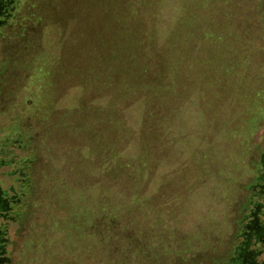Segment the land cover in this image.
<instances>
[{"label": "rangeland", "instance_id": "1", "mask_svg": "<svg viewBox=\"0 0 264 264\" xmlns=\"http://www.w3.org/2000/svg\"><path fill=\"white\" fill-rule=\"evenodd\" d=\"M92 1L16 0L0 30V189L17 199L0 217L10 264L228 263L261 182L264 0L147 4L157 48L182 19L184 75L153 129L152 166L129 182L105 174L108 93L89 34L107 24ZM145 109L139 99L122 114L136 133L124 162L139 158Z\"/></svg>", "mask_w": 264, "mask_h": 264}, {"label": "trees", "instance_id": "2", "mask_svg": "<svg viewBox=\"0 0 264 264\" xmlns=\"http://www.w3.org/2000/svg\"><path fill=\"white\" fill-rule=\"evenodd\" d=\"M103 1H106L102 2L103 9L100 8V0H93L89 7L98 11L95 16L100 15L101 21L107 24V29L102 30L101 26L96 29L90 28L89 38L91 54L96 55L95 61L99 59L103 65L104 92L108 93L105 95L108 101L103 111L102 134L105 149L103 158L105 157L104 163L107 167L105 174L108 177L114 174L113 180L114 176L116 177L115 173H129L130 178L127 179L129 182L137 170H148L149 166H152V161L148 158L152 150V139L157 138L158 135L156 132L154 134L153 129H156L155 125L158 127L164 123L166 113L176 102L173 89L181 88V79L184 75V53L181 51V43L184 37L180 26L183 22L182 19L179 21L176 35L171 36L162 47L157 48L153 31L154 24L150 27L147 21L148 18L150 21L153 19L147 8L150 0ZM15 5L16 0H9L7 8L10 16L0 24V30L8 25V21L13 16ZM260 11L259 7V15ZM153 17H155L154 14ZM2 19L4 18L2 17ZM238 22L240 23V21ZM259 22L264 24L263 12ZM111 24L114 32L110 29L109 25ZM115 26L119 27L117 32ZM94 81L96 82V80ZM139 99L144 101L146 108L139 133L141 137L139 158L124 162L121 160L120 154L136 133L128 126L126 118L122 114ZM155 119H157L156 124H154ZM20 175L21 186H29L28 176H23V173ZM131 183H133L132 186H135L137 181L132 180ZM21 192L23 193V189ZM14 199L16 204L17 199ZM249 202L250 213H244L241 231H243L245 223H248L252 217V213L256 211V200L251 197ZM263 214L264 207L261 208L259 222L263 219ZM258 247L263 248L264 245L255 243L250 246V248L259 249ZM235 250L234 247L232 257L225 264H234ZM259 257L264 261V253Z\"/></svg>", "mask_w": 264, "mask_h": 264}, {"label": "flooded vegetation", "instance_id": "3", "mask_svg": "<svg viewBox=\"0 0 264 264\" xmlns=\"http://www.w3.org/2000/svg\"><path fill=\"white\" fill-rule=\"evenodd\" d=\"M9 5V0H0V24L5 22L9 16L10 12L7 8ZM2 17L4 19H2ZM261 169H259L257 180L261 179V182L254 184L257 192H253L252 199L256 200V211L252 213V217L245 223L243 231L240 232L241 241L235 245V257H233L234 264H264V261L260 260V257L264 253L263 248H250L253 244L264 245V230L259 222V214L261 208L264 207V159L261 163ZM261 172V173H260ZM15 195L9 197L2 193L0 189V216L9 217L12 209V204L15 202ZM6 245V238L4 233H2V238L0 239V264H7L6 258L2 254L5 253L4 249Z\"/></svg>", "mask_w": 264, "mask_h": 264}, {"label": "crops", "instance_id": "4", "mask_svg": "<svg viewBox=\"0 0 264 264\" xmlns=\"http://www.w3.org/2000/svg\"><path fill=\"white\" fill-rule=\"evenodd\" d=\"M0 217H1V216H0ZM4 237L6 238V234H4ZM1 238H2V232L0 231V239H1ZM6 242H7V238H6ZM5 246H6V245H5ZM5 246H4V247H5ZM4 251H5V253L2 254V255H3L4 258L7 259L5 263L10 264L9 257H8V255H6V250L4 249ZM0 257H2V256L0 255Z\"/></svg>", "mask_w": 264, "mask_h": 264}, {"label": "water", "instance_id": "5", "mask_svg": "<svg viewBox=\"0 0 264 264\" xmlns=\"http://www.w3.org/2000/svg\"><path fill=\"white\" fill-rule=\"evenodd\" d=\"M260 225H261V227L263 228V230H264V214H263V219L262 220H260Z\"/></svg>", "mask_w": 264, "mask_h": 264}]
</instances>
